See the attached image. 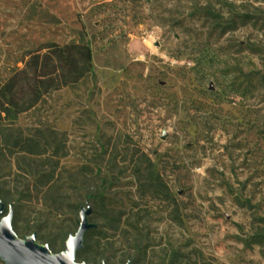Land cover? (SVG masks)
<instances>
[{"label":"rangeland","instance_id":"obj_1","mask_svg":"<svg viewBox=\"0 0 264 264\" xmlns=\"http://www.w3.org/2000/svg\"><path fill=\"white\" fill-rule=\"evenodd\" d=\"M82 37L94 73L0 124V218L59 252L87 207L90 264H264V0H0V81Z\"/></svg>","mask_w":264,"mask_h":264},{"label":"trees","instance_id":"obj_2","mask_svg":"<svg viewBox=\"0 0 264 264\" xmlns=\"http://www.w3.org/2000/svg\"><path fill=\"white\" fill-rule=\"evenodd\" d=\"M23 60V66H17L7 80L0 81V124L3 119H16L36 107L54 91L94 73L91 42L83 37L64 44L44 42L29 49Z\"/></svg>","mask_w":264,"mask_h":264},{"label":"water","instance_id":"obj_3","mask_svg":"<svg viewBox=\"0 0 264 264\" xmlns=\"http://www.w3.org/2000/svg\"><path fill=\"white\" fill-rule=\"evenodd\" d=\"M4 209L5 204L2 203L0 214ZM88 212L87 207L81 208L79 229L67 238L65 249L55 252L49 244L39 242L36 233L25 237L18 235L13 227L14 207L11 204L9 212L0 218V256L5 264H90L77 260V252L84 246L87 230L96 226L90 221Z\"/></svg>","mask_w":264,"mask_h":264}]
</instances>
